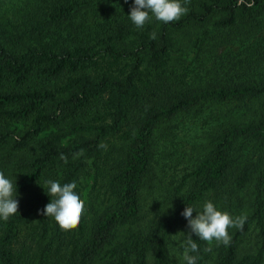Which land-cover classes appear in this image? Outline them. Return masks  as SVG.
<instances>
[{"label": "trees", "instance_id": "1", "mask_svg": "<svg viewBox=\"0 0 264 264\" xmlns=\"http://www.w3.org/2000/svg\"><path fill=\"white\" fill-rule=\"evenodd\" d=\"M131 5L0 0V171L19 201L0 264H182L181 213L205 200L245 220L227 245L193 234L197 264H264V0H186L141 28ZM48 179L76 181L75 226L42 215Z\"/></svg>", "mask_w": 264, "mask_h": 264}, {"label": "clouds", "instance_id": "2", "mask_svg": "<svg viewBox=\"0 0 264 264\" xmlns=\"http://www.w3.org/2000/svg\"><path fill=\"white\" fill-rule=\"evenodd\" d=\"M243 3V0H239ZM186 0H132L128 19L137 28H141L151 19L169 23L179 19L188 9L184 6ZM248 7L252 4L248 3ZM103 146V145H101ZM61 159H66L62 154ZM76 181L64 182L48 179L42 185L46 194L51 197L41 210L42 215L54 217L61 226L69 228L75 226L84 210V201L79 190L75 187ZM16 178L0 171V220H8L18 212L19 201ZM196 215L193 216V212ZM181 215L187 220L190 229L186 239L180 245L182 264H197L199 247L193 234L201 241L209 243L215 241L227 245L230 241L229 228L242 227L245 217L233 216L223 211L211 200H205L202 205L194 207L186 205ZM205 251H211L210 248Z\"/></svg>", "mask_w": 264, "mask_h": 264}]
</instances>
